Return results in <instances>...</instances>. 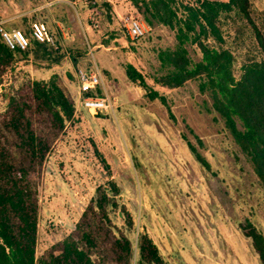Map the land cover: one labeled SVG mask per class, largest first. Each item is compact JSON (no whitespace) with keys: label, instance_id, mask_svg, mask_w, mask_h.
<instances>
[{"label":"rangeland","instance_id":"rangeland-1","mask_svg":"<svg viewBox=\"0 0 264 264\" xmlns=\"http://www.w3.org/2000/svg\"><path fill=\"white\" fill-rule=\"evenodd\" d=\"M182 1L189 0H177ZM253 5L264 11V0ZM128 17L143 24V38L129 37ZM34 22L47 26L58 49L44 53L32 42L30 54L13 58L15 71L0 86V111L13 90L28 81L55 80L76 103L74 118L40 172L37 257L71 235L97 188L109 190L113 182L118 190V208L109 214L114 233H125L135 244L138 235H147L167 264H263L242 229L250 223L264 235V188L250 161L214 111L210 95L200 91V79L176 89L155 82L165 74L159 54L176 48V33L162 25L149 27L131 0H78L76 5L0 0V23L7 29L29 36ZM188 48L199 62V50ZM235 54L239 78L247 57L243 49ZM129 64L167 99V106L150 101L128 80ZM96 67L104 83L92 95L110 97L98 115L83 108L77 79L79 68ZM189 142L209 170L194 157ZM123 214L133 220L132 231Z\"/></svg>","mask_w":264,"mask_h":264},{"label":"trees","instance_id":"trees-1","mask_svg":"<svg viewBox=\"0 0 264 264\" xmlns=\"http://www.w3.org/2000/svg\"><path fill=\"white\" fill-rule=\"evenodd\" d=\"M253 1L131 0L149 27L162 25L176 33V48L159 54L165 74L155 82L176 89L200 79V91L210 95L214 111L264 188V11L255 10ZM189 46L199 50V62L190 57ZM36 47L44 53L51 48L39 43ZM29 49L12 51L0 39V86L15 71L13 58L30 54ZM240 49L247 58L237 78L235 51ZM126 76L150 101L167 106V99L133 65H127ZM91 95L84 92V97ZM75 112V101L55 80L23 83L0 111V264H167L147 235H138L135 244L125 233H114L109 214L118 208V190L113 182L109 190L97 188L71 235L37 257L40 172ZM168 113L174 119L170 108ZM188 147L209 170L190 142ZM123 216L132 231L133 220ZM242 229L264 264V235L250 223Z\"/></svg>","mask_w":264,"mask_h":264},{"label":"built area","instance_id":"built-area-1","mask_svg":"<svg viewBox=\"0 0 264 264\" xmlns=\"http://www.w3.org/2000/svg\"><path fill=\"white\" fill-rule=\"evenodd\" d=\"M126 29L132 40L141 39L145 36L146 30L143 24L134 17L125 19ZM0 39L12 51H26L32 46V42L45 44L48 47L58 49L54 36L49 32L47 26L41 22H34L30 26V36L21 30H8L0 23ZM77 79L83 92H95L104 83L102 72L96 67L87 70L79 68L77 70ZM110 105V97L108 95L83 97L82 106L85 110L92 114L98 115L103 113Z\"/></svg>","mask_w":264,"mask_h":264},{"label":"crops","instance_id":"crops-1","mask_svg":"<svg viewBox=\"0 0 264 264\" xmlns=\"http://www.w3.org/2000/svg\"><path fill=\"white\" fill-rule=\"evenodd\" d=\"M58 1H62V2H65V3H70V4H74V5H76L77 4V2H78V0H58ZM54 3H57V1L56 2H54ZM98 3H100L99 1H98ZM46 6V5H45ZM45 6H42V7H45ZM118 16L121 18L122 17V13L119 11L118 12ZM103 74V73H102Z\"/></svg>","mask_w":264,"mask_h":264}]
</instances>
